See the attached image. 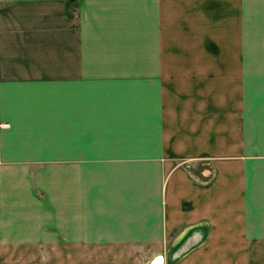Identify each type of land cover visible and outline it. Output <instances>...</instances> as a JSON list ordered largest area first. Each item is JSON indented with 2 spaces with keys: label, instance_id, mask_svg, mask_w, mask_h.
<instances>
[{
  "label": "crops",
  "instance_id": "crops-1",
  "mask_svg": "<svg viewBox=\"0 0 264 264\" xmlns=\"http://www.w3.org/2000/svg\"><path fill=\"white\" fill-rule=\"evenodd\" d=\"M0 122V251L52 155L35 212L71 264L264 246V0H0Z\"/></svg>",
  "mask_w": 264,
  "mask_h": 264
},
{
  "label": "rangeland",
  "instance_id": "rangeland-1",
  "mask_svg": "<svg viewBox=\"0 0 264 264\" xmlns=\"http://www.w3.org/2000/svg\"><path fill=\"white\" fill-rule=\"evenodd\" d=\"M214 40V37H210ZM191 46V45H188ZM209 47L212 49V46L209 45ZM210 50V49H209ZM2 122H0L1 124ZM7 123V122H5ZM45 132L47 134H52L54 131V125H47ZM28 135L27 133H23ZM32 143H37L42 146H45V148L48 149L49 153H54V140L50 139H44V140H33ZM22 151V150H19ZM18 158H23V156H17ZM27 156H25L26 158ZM34 159L33 157H31ZM27 159V160H26ZM20 161L27 163L30 166L31 171V183H32V199H31V204L33 205L32 207H37V208H32L30 211L32 212V224H33V231L29 232L24 230L23 228H20L18 225V221L16 222V227L15 230L17 232H22L25 234H20V236H17L15 244L18 245L17 247H13L9 250H2L0 251V264H71L73 258H77L80 255L87 256L89 253H82L78 251H73L71 250V246L64 245V249H58L59 246H56V240L55 238H51L47 236V233H44L41 231L40 226L38 225L41 220L39 218L38 212H35L38 210V207L41 206L39 202H42L43 199H45L46 195L45 193L41 190L40 188V183L42 180L48 179L50 180H55V170L52 171L51 174L47 173H41L39 172V169L45 165V163L49 162H54L55 161V156H48L47 160H30L29 158H26ZM19 162V161H18ZM30 173V172H29ZM97 180H103V175L101 176L100 179ZM101 189V188H100ZM101 193H103V189H101ZM51 199L55 201V195L54 193L51 195ZM36 204V205H35ZM51 204V203H50ZM27 211V210H26ZM29 211V210H28ZM14 215L18 216L20 215L18 207L15 208L14 210ZM37 225V227L35 226ZM169 248V247H168ZM167 248V249H168ZM163 253L165 254V264H174V260H176L179 255H182L186 253V251H171V248ZM110 253H106V255H109ZM140 254V253H139ZM145 256L143 257L144 264H154V260H161L159 257L161 256L160 254L154 255L152 258H147L146 253H144ZM109 258V257H108ZM148 259V261H147ZM240 259L245 261L244 259H254V263L251 264H264V246H257V250L251 253H240ZM163 260V259H162ZM241 260V261H242ZM164 261V260H163ZM241 264H245L242 262Z\"/></svg>",
  "mask_w": 264,
  "mask_h": 264
},
{
  "label": "built area",
  "instance_id": "built-area-1",
  "mask_svg": "<svg viewBox=\"0 0 264 264\" xmlns=\"http://www.w3.org/2000/svg\"><path fill=\"white\" fill-rule=\"evenodd\" d=\"M1 125H3V126H6V125H7V123H5V122H2V123H1Z\"/></svg>",
  "mask_w": 264,
  "mask_h": 264
},
{
  "label": "water",
  "instance_id": "water-1",
  "mask_svg": "<svg viewBox=\"0 0 264 264\" xmlns=\"http://www.w3.org/2000/svg\"><path fill=\"white\" fill-rule=\"evenodd\" d=\"M154 262H156V260Z\"/></svg>",
  "mask_w": 264,
  "mask_h": 264
}]
</instances>
